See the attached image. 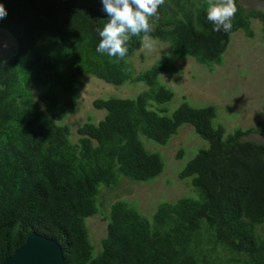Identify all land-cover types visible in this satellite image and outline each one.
I'll use <instances>...</instances> for the list:
<instances>
[{
	"label": "trees",
	"instance_id": "obj_1",
	"mask_svg": "<svg viewBox=\"0 0 264 264\" xmlns=\"http://www.w3.org/2000/svg\"><path fill=\"white\" fill-rule=\"evenodd\" d=\"M234 2L233 28L224 33L207 20V0H165L148 37L170 48L138 72L131 58L142 38L132 37L119 62L96 51L107 18L101 0H0V28L17 42L14 55L0 58V264L32 231L58 240L65 264H264V142L246 138L252 129L216 124L214 104L194 106L184 96L169 114L175 92L160 79L181 72L177 58L222 63L238 30L254 37L252 19L264 26V10ZM87 75L147 88L134 98H96L105 117L85 122L73 141L64 120ZM186 124L209 142L179 172L199 196L163 201L152 218L131 201L114 202L95 254L86 219L98 212L101 186L157 178L165 161L141 135L167 145Z\"/></svg>",
	"mask_w": 264,
	"mask_h": 264
},
{
	"label": "rangeland",
	"instance_id": "obj_2",
	"mask_svg": "<svg viewBox=\"0 0 264 264\" xmlns=\"http://www.w3.org/2000/svg\"><path fill=\"white\" fill-rule=\"evenodd\" d=\"M246 8L264 9V0H238ZM254 37L243 30L234 32L220 64L206 65L191 56L177 58L181 68L179 74L163 73L160 79L175 92L166 104L171 114L184 100L194 106L214 104L218 107L215 123L226 126L228 131L237 127L252 129L246 136L264 142V26L252 19ZM0 43L6 44L3 56L6 59L17 51V42L8 29L0 28ZM166 41L148 37L142 47L131 58L135 69L140 72L151 67L161 55L168 51ZM85 84L77 110L64 123L70 125L72 140L80 137L78 128L91 120L98 123L106 115L105 109H97L94 100L98 97L134 98L147 88L143 82H127L114 85L94 75L81 78ZM147 149L158 152L165 161V169L157 178L142 182L123 177L119 186H101L97 200L98 212L86 219L89 237L95 254L101 250V241L107 235L108 215L111 205L121 199L133 202L149 218H152L163 201L174 202L183 196L198 197L199 192L191 178L181 179L179 172L201 149L209 147L193 126L183 125L167 145L141 135ZM180 151L183 152L179 157ZM261 230L264 232V225Z\"/></svg>",
	"mask_w": 264,
	"mask_h": 264
},
{
	"label": "clouds",
	"instance_id": "obj_3",
	"mask_svg": "<svg viewBox=\"0 0 264 264\" xmlns=\"http://www.w3.org/2000/svg\"><path fill=\"white\" fill-rule=\"evenodd\" d=\"M106 23L97 32L100 41L96 51L115 58L117 62L128 54L132 37L147 40L160 20L159 8L165 0H101ZM264 10V9H261ZM238 11L234 0H207V20L213 31L230 33ZM7 16V9L0 3V19ZM6 44L0 43V57Z\"/></svg>",
	"mask_w": 264,
	"mask_h": 264
},
{
	"label": "water",
	"instance_id": "obj_4",
	"mask_svg": "<svg viewBox=\"0 0 264 264\" xmlns=\"http://www.w3.org/2000/svg\"><path fill=\"white\" fill-rule=\"evenodd\" d=\"M3 264H65L64 250L55 238L32 231Z\"/></svg>",
	"mask_w": 264,
	"mask_h": 264
}]
</instances>
